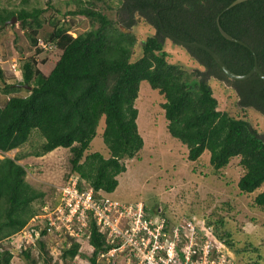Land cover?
<instances>
[{"label":"trees","instance_id":"1","mask_svg":"<svg viewBox=\"0 0 264 264\" xmlns=\"http://www.w3.org/2000/svg\"><path fill=\"white\" fill-rule=\"evenodd\" d=\"M71 1L76 7L65 14L84 15L98 26L72 37L67 27L55 23L48 38L61 49L58 60L48 73L37 67L34 57L25 60L18 84L30 86L29 93L11 95L0 104V264H10L15 251L30 255L26 250L32 247L15 250V234L38 213L34 202L44 197L43 191L25 179L26 167L19 160L27 154H4L22 146L37 130L43 142L31 155L68 148L75 173L94 191L113 192L118 185L117 176L126 170L123 159L133 158L144 144L134 105L142 80L164 96L167 130L186 146L189 160H197L208 150L209 163L220 169L231 158L239 157L245 171L238 179V189L252 193L264 183V139L246 119L217 109V99L205 77L232 82L240 105L263 113L264 79L254 73L245 80H230L207 51L184 46L204 68L195 70L198 77L189 78L181 66L167 61L164 50V38L171 34L208 46L236 74L247 73L254 65V56L264 72V0H244L234 5V0H119L118 13L125 11L126 26L133 23L137 13L156 30L143 40L142 54L135 60H131L136 42L132 32L117 26L102 10L90 7L92 0ZM43 11L41 7L0 9V33L4 24L16 16L30 32L32 45H36ZM218 25L238 41L226 39ZM16 90L14 83L5 84V93ZM101 119L102 139L109 155L104 157L94 151L84 156ZM253 201L264 207V188ZM222 224L220 218L216 225ZM214 232L233 247L228 231H218L216 227ZM41 241L37 243L43 246ZM88 244L92 247L90 264H98L97 257L112 247L94 223ZM79 248L80 243L72 239L60 256L74 258L80 254ZM242 251L247 255L245 264H264L258 248L247 244Z\"/></svg>","mask_w":264,"mask_h":264},{"label":"rangeland","instance_id":"2","mask_svg":"<svg viewBox=\"0 0 264 264\" xmlns=\"http://www.w3.org/2000/svg\"><path fill=\"white\" fill-rule=\"evenodd\" d=\"M119 6V0H92L90 7L102 10L117 26L134 34L136 42L131 60H135L142 54L143 40L155 34L156 30L147 19L137 13L133 16V23L126 26L128 18L125 11L118 13ZM21 7L43 8L44 11L39 16L42 26L37 34L36 45H32L30 32L21 26L17 18L2 27L1 105L11 95L25 96L29 93L28 87L18 84L22 81L20 67L25 60L34 57L37 67L43 73H48L58 60L61 49L55 41L52 42L48 38L55 23L67 27V33L72 37L98 26L93 19L84 15L65 14L76 7L71 0H0V9L19 10ZM39 43L46 47L42 48ZM37 49L39 51H36ZM164 50L168 53L167 61L181 66L186 71V77L195 78V70L203 71V66L191 56L189 50L170 38H164ZM205 80L217 99V109L233 117L246 119L264 139V113L252 106H241L232 82L210 75H207ZM9 83H14L18 90L5 93V84ZM164 101V96L157 89H153L146 80L140 82L134 105L138 110L136 123L144 141L143 147L133 158L123 159L126 170L117 176L118 185L115 190L101 194L124 203L141 202L147 213L153 217L158 216L159 219L163 217L170 234L175 227L178 232L180 229L183 231L185 226L189 227L190 221L193 226L200 229L204 227L207 232H213L216 227L218 231H228L233 247H227L236 264L246 263L247 255L242 248L247 244L258 248L264 257V207L257 206L253 201L254 196L264 188V183L252 193H243L238 189V179L245 171L239 163V157L231 158L229 163L220 169H215L209 163L208 150L197 160H189L186 146L167 130V120L162 108ZM103 126L104 121L101 119L96 135L84 156L94 151L100 152L104 157L109 155L102 139ZM42 142L43 137L37 130H33L27 142L4 154L10 157L19 152L27 154L19 160L26 167L25 179L34 188L44 192L42 201L34 202L38 212L44 205L52 206L55 203L58 187L74 173L70 163L72 153L68 148L58 147L42 156L31 155L33 151L40 149ZM220 218L223 221L221 227L216 225ZM201 231L200 235L204 233ZM68 240V236L64 235L46 236L41 241L43 246L37 243L33 248L26 250L30 254L28 257L15 251L10 264H90L92 247L84 238L78 241L79 255L74 258L60 256V251L62 255L68 247ZM57 252L59 254H56ZM214 257L215 253H212L211 258ZM121 259V255L115 252L113 255L99 256L96 261L98 264H116ZM193 260L196 264L201 262L198 256H194Z\"/></svg>","mask_w":264,"mask_h":264},{"label":"built area","instance_id":"3","mask_svg":"<svg viewBox=\"0 0 264 264\" xmlns=\"http://www.w3.org/2000/svg\"><path fill=\"white\" fill-rule=\"evenodd\" d=\"M39 46L46 47L43 43ZM101 192L94 191L78 173H71L58 187L55 203L44 205L15 234V250L33 248L49 235L68 236V246L72 239L87 240L94 223L112 244L100 256L118 252L122 257L119 264H196L194 256L201 259L199 264H236L225 239H219L214 231L207 232L190 221L186 231L178 232L175 227L170 234L163 217L147 213L141 202L124 203ZM201 230L204 233L200 235Z\"/></svg>","mask_w":264,"mask_h":264},{"label":"water","instance_id":"4","mask_svg":"<svg viewBox=\"0 0 264 264\" xmlns=\"http://www.w3.org/2000/svg\"><path fill=\"white\" fill-rule=\"evenodd\" d=\"M241 1H244V0H234L231 3V5H234V4L239 3ZM15 19H16V17L13 16L7 22L12 23V22L15 21ZM159 24L162 26L160 20H159ZM218 28H219V31L221 32V34L226 39L231 40V41H238L236 38H234L233 36L228 34L226 31H224L220 25H218ZM166 35L168 37L174 39L178 44H180L182 46H185V47H197V48H201V49L207 51L212 56V58L217 63V65L221 68V70L225 73L227 78H229L230 80H236V81L245 80V79H247L249 76H251L254 73H257L261 78L264 79V72L258 67L256 56H254V65H253V67L247 73H245V74H236L233 71H231L226 66V64L223 62V60L220 58V56L214 50L209 48L208 46H206V45H204L202 43L196 42V41H192V42L191 41H184V40H181V39H179V38H177V37H175L174 35H171V34H166ZM25 86L30 88V86H28V85H25Z\"/></svg>","mask_w":264,"mask_h":264},{"label":"clouds","instance_id":"5","mask_svg":"<svg viewBox=\"0 0 264 264\" xmlns=\"http://www.w3.org/2000/svg\"><path fill=\"white\" fill-rule=\"evenodd\" d=\"M84 242V241H83ZM86 243H88V240H85ZM84 247V246H83Z\"/></svg>","mask_w":264,"mask_h":264}]
</instances>
